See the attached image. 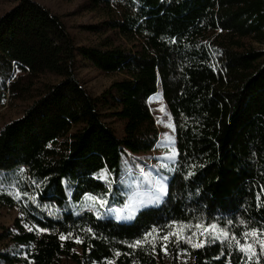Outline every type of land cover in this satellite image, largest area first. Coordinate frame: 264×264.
Returning <instances> with one entry per match:
<instances>
[{"label":"trees","instance_id":"trees-1","mask_svg":"<svg viewBox=\"0 0 264 264\" xmlns=\"http://www.w3.org/2000/svg\"><path fill=\"white\" fill-rule=\"evenodd\" d=\"M1 3L10 7L0 15V101L7 96L27 106L0 128V210L19 212L11 226L0 227V264H181L180 257L228 264L229 243L231 264H241L232 235L243 243L241 233L252 228L261 231L249 236L256 249L250 264H264V0H85L101 18L81 29L110 32L129 47L109 36L76 45L62 18L36 1ZM29 52L31 74L47 80L10 89L12 62L26 63ZM84 62L121 79L93 97L77 77ZM157 87L175 134L168 195L129 222L74 214L72 204L85 192L108 190L93 174L117 173L123 151L147 153L155 146L148 99ZM103 104L123 122L121 137L103 120ZM173 220L177 225L165 227ZM213 222L223 243L193 248L173 236L162 248L167 232L183 236L191 226L202 233ZM153 226L160 231L145 238ZM69 232L83 242L59 239ZM203 238L193 236L192 243ZM136 240L141 243L130 247Z\"/></svg>","mask_w":264,"mask_h":264},{"label":"rangeland","instance_id":"rangeland-1","mask_svg":"<svg viewBox=\"0 0 264 264\" xmlns=\"http://www.w3.org/2000/svg\"><path fill=\"white\" fill-rule=\"evenodd\" d=\"M34 1L62 18L76 45L97 44L109 36L112 44L130 46L122 37L110 32L91 33L81 29V26L95 24L101 18L98 13L89 11L85 0ZM9 7L8 4L1 3L0 15L6 12ZM24 57L26 58V63L12 62L13 70L8 75L5 83V85L8 84L10 89H17L20 83H27L31 80H47L45 77H39L36 80L30 72L29 64H35L34 53L29 52ZM20 67L24 71L20 70ZM77 77L83 87L93 97L99 95L113 81L121 79V75L118 73L104 74L85 62L81 63L77 68ZM26 106L27 102L25 101H12L5 96L0 101V128L5 123L20 117ZM148 106L158 132V140L155 146L147 153L131 154L123 151L117 173H108L105 170L99 171L96 176L106 175L108 185L112 188V195L107 197L108 204L103 208L98 204H95L94 207H89V201L83 197L79 203L72 204L74 214L90 211L94 215L97 212L100 213V218H116L117 215H120L122 220H124L123 216H131L141 207V201L149 203L150 194L160 183V177L167 176L169 179L174 163L167 159V155L175 154L176 157L175 134L171 117L159 87H157L156 93L149 97ZM109 110L106 104L101 106L100 111L104 114L103 120L114 130L117 137H121L123 135V122L108 115ZM29 150L30 147L28 146L23 154L29 152ZM162 165H167V169L163 168ZM69 192V187L66 183H63V196L68 198ZM103 196L101 195L100 197ZM32 198L37 199L38 196L32 195ZM18 215L19 212L16 207L1 209L0 227L11 226ZM180 262L181 264H190L185 257H180Z\"/></svg>","mask_w":264,"mask_h":264},{"label":"snow or ice","instance_id":"snow-or-ice-1","mask_svg":"<svg viewBox=\"0 0 264 264\" xmlns=\"http://www.w3.org/2000/svg\"><path fill=\"white\" fill-rule=\"evenodd\" d=\"M167 159L172 161L173 163H175V154H168L167 155ZM163 168L167 169V165H162ZM21 171H23V169H21ZM194 173H189V175H193ZM93 179H97L99 181H101L105 186H107L108 190L104 193L103 197L85 192L84 198L86 200L89 201V207H94L95 204H98L101 208H103L105 205L108 204V199L107 197L112 195V188L110 185H108V179L106 175H102V176H95L93 174ZM167 180L168 177L167 176H162L160 177V183L156 186V188L154 189V191L150 194V201L149 203H145L143 201H141V207L139 209L136 210V214L138 215L140 211H143L144 208L149 207V206H155L158 205L162 202L163 197L168 195V188H167ZM62 186H63V180H62ZM261 191H264V188L261 189ZM42 193H38V195H41ZM25 195H27V193H25ZM67 195V193H66ZM257 201L260 200V193H257L256 196ZM94 202V203H93ZM50 215V213H49ZM96 218L100 219V213H95ZM122 217L120 215H117L116 219L120 220ZM124 219H132V216H124ZM23 223V222H22ZM177 221L173 220L170 221L167 225H165V227H169L171 228L174 225H177ZM229 225L232 224V221L229 220L227 222ZM243 223V222H242ZM25 227V229H27L28 231H33V228L30 227L27 224L23 225ZM190 227L189 226L187 229H185V231H187L186 235H179L176 231H169L166 234H164L163 236L160 237V239L164 242L162 244V248L166 251V244L169 241V239L173 236L176 237L177 242H180L181 240H183L185 243L189 244L191 247L195 248V247H203L205 245L206 242H208L209 240H211L213 243L216 242L217 240H220L221 243H223L222 237L220 235L217 234V229H218V225L213 222L211 224H206L203 226V232H195V231H190ZM195 228L199 229L202 227V225L200 223H196ZM36 231H39L41 233H45V232H49L50 229L48 228H41L39 227V225H36L35 228ZM89 233H92V228H87L86 229ZM82 231H84V229H82ZM160 229L157 228L156 226H153L152 229L148 232L144 233L145 238H147L148 236L151 235L152 232H159ZM222 231V230H221ZM261 229L258 228H252L248 231L242 232L241 236L244 239V242L241 243L239 239L236 238L235 234L233 233L232 235V239L236 240V252H238L240 254V262L241 264H250L253 255H256V249L255 246L252 242L249 241V236L251 235L253 237V239H255L259 233H260ZM93 235H95V233H93ZM228 233L227 232H223V236H227ZM200 237L203 236V239H197L196 243H192V237ZM68 238H74V241L76 243H82V239L80 236H75L73 237V234L71 232H69L67 235H65L64 233H61L59 236V239L61 241H64L65 239ZM141 241L140 240H136L134 241V243L132 245H130V247H135L136 245L140 244ZM261 243V251H264V240L260 241ZM153 248H155V245L153 244ZM186 251V249H185ZM119 254V253H118ZM180 253L178 252L177 255H179ZM25 257H27V253L23 254ZM224 252H223V248L221 249V253L220 256H223ZM233 256V248L231 243H229L228 245V264H231V259ZM216 259H219L220 257H215ZM29 264H31V262H29ZM109 264H111V262H109Z\"/></svg>","mask_w":264,"mask_h":264},{"label":"crops","instance_id":"crops-1","mask_svg":"<svg viewBox=\"0 0 264 264\" xmlns=\"http://www.w3.org/2000/svg\"><path fill=\"white\" fill-rule=\"evenodd\" d=\"M135 214H136V212H135L134 214H131V216L134 217ZM123 217H124V216H123ZM111 219H114V220H116V221H120V222H129V221H131L133 218H132V219H124V220H122V218H121L120 220H117L115 217H112Z\"/></svg>","mask_w":264,"mask_h":264}]
</instances>
